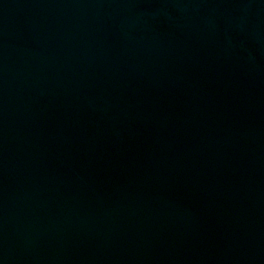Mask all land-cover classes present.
I'll list each match as a JSON object with an SVG mask.
<instances>
[{
	"label": "water",
	"instance_id": "obj_1",
	"mask_svg": "<svg viewBox=\"0 0 264 264\" xmlns=\"http://www.w3.org/2000/svg\"><path fill=\"white\" fill-rule=\"evenodd\" d=\"M0 264H264V0H0Z\"/></svg>",
	"mask_w": 264,
	"mask_h": 264
}]
</instances>
